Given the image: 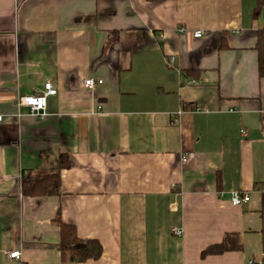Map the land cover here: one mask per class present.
<instances>
[{"label":"crops","instance_id":"0c3cea01","mask_svg":"<svg viewBox=\"0 0 264 264\" xmlns=\"http://www.w3.org/2000/svg\"><path fill=\"white\" fill-rule=\"evenodd\" d=\"M257 3L0 0V264H63L59 210L103 246L81 264H264ZM46 83L44 119L17 107ZM58 171L59 196L22 195L23 177ZM227 234L242 251L201 258Z\"/></svg>","mask_w":264,"mask_h":264},{"label":"trees","instance_id":"16d2710c","mask_svg":"<svg viewBox=\"0 0 264 264\" xmlns=\"http://www.w3.org/2000/svg\"><path fill=\"white\" fill-rule=\"evenodd\" d=\"M156 1V0H148ZM264 9V0H258L254 11L257 16ZM119 39L118 32L109 34L108 44H112ZM256 49L258 52L259 77L264 79V29L259 30L257 35ZM60 169L70 168V159L67 155L59 156ZM61 175L60 171L52 172L43 176L26 175L21 182V192L29 197H51L60 195ZM264 198V193H263ZM60 210L57 212L55 223L60 229L59 251L63 264H81L89 260H99L103 255V246L98 240L81 239L75 226L64 223L61 219ZM240 235L227 234L222 242L209 246L201 253V258L208 256L223 255L227 252L242 251Z\"/></svg>","mask_w":264,"mask_h":264},{"label":"built area","instance_id":"2783aa9c","mask_svg":"<svg viewBox=\"0 0 264 264\" xmlns=\"http://www.w3.org/2000/svg\"><path fill=\"white\" fill-rule=\"evenodd\" d=\"M185 32L184 29H181V33ZM204 36L203 31H196L194 33L195 38H202ZM98 84H102V81H99ZM84 86L88 89H95L96 83L92 79H87L84 81ZM58 94V91L53 87L51 83H46L44 86V90L42 92H39L31 97H22L19 98L17 101V107L19 109H27L29 114L38 118V119H44L46 117V109H47V102L48 98L52 96H56ZM194 110H200L198 107H195ZM4 117L0 115V123L3 122ZM243 136H246V131H241ZM184 161H187V158L184 159ZM223 196V195H221ZM229 201L230 203L235 207H240L245 203H249L251 201V196L247 193H243L241 191H234L229 194ZM173 233L181 237L183 234L182 230L175 229L173 230ZM7 258L10 261V264H24L23 263V257L21 251H11L6 253ZM248 264H262L260 261L256 262L254 260H251L248 262Z\"/></svg>","mask_w":264,"mask_h":264}]
</instances>
